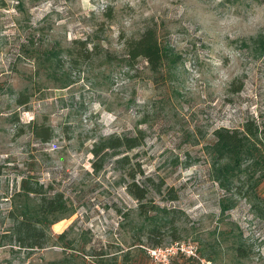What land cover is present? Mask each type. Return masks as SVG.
<instances>
[{
	"label": "rangeland",
	"instance_id": "1",
	"mask_svg": "<svg viewBox=\"0 0 264 264\" xmlns=\"http://www.w3.org/2000/svg\"><path fill=\"white\" fill-rule=\"evenodd\" d=\"M4 1L0 264L63 258L56 237L69 229L77 263L264 264V157L241 173L243 195L220 185L210 153L217 129L264 122V52L250 40L264 35V0ZM149 27L168 55L158 70L126 54V39ZM75 39L89 56L67 54ZM52 49L58 58L47 61ZM139 129L141 146L95 155L96 144ZM23 178L63 193L74 211L47 226L54 239L45 248L6 234L11 210L26 201L17 195ZM152 205L170 213L145 220Z\"/></svg>",
	"mask_w": 264,
	"mask_h": 264
},
{
	"label": "trees",
	"instance_id": "2",
	"mask_svg": "<svg viewBox=\"0 0 264 264\" xmlns=\"http://www.w3.org/2000/svg\"><path fill=\"white\" fill-rule=\"evenodd\" d=\"M233 1L237 2L239 0ZM0 4L4 6L5 1L0 0ZM250 40L262 54L264 52V35L260 34L250 37ZM73 43L74 47L67 50L69 56H76L77 58L89 56L90 51L86 46L87 42L85 40L75 39ZM78 43L84 44V48L81 47V51L75 52L73 49L76 48ZM125 47L128 59L131 62L143 57L149 62L153 70H158L168 56L159 41L157 31L150 27L140 37L126 39ZM47 54V61L58 58L56 49L50 50ZM67 80L64 79L62 84H67ZM17 101L22 105L28 103L29 99L22 93ZM35 132L37 135L40 134L38 130H35ZM215 135L216 141L210 146V153L215 155L214 169L217 180H219L220 185L226 191L235 190L237 194L246 195V193L242 192V188L240 189L237 185V182L241 180V173L245 171V168L250 171L255 169L264 157V122L260 125L247 121L243 129L219 128L215 131ZM39 136H43L44 140H48L50 137L48 135ZM144 139V131L140 129L135 135L110 136L106 141L96 144L94 153L98 156L104 148L113 150H120L121 148L134 149L141 146ZM127 160H129V155H123L117 159L121 163L127 162ZM245 162L249 163L243 169ZM93 165L96 169L101 167L98 161ZM133 185L136 184L134 183ZM131 192H135V190L131 189ZM146 194L147 190L142 187L140 193L137 194V198L144 200ZM17 195L25 197L26 201L19 210L18 208L11 210V217L14 219L13 230L6 234H10V241L17 242L21 248L30 250L45 248L54 239L53 235L48 233L47 226L74 214V211L69 207L68 199L63 193L56 192L50 195L38 181L33 182L29 178H23L21 191ZM171 198L173 200L177 198L174 189L171 191ZM222 206L223 210L232 207L231 204L228 205L226 203H223ZM141 207H144V203L141 204ZM151 211L156 213L152 214L150 213ZM160 212L165 216L164 218L170 213L167 208L160 209L155 205L143 209L141 213L144 214L145 220L150 219L156 222L158 218L156 214ZM69 232L70 229L65 230L56 237L57 241L62 242L61 246L65 250V256L58 260L49 261L48 264H85L84 262H75L76 258L73 253H69L68 250L72 249L68 238ZM57 243L54 245H58Z\"/></svg>",
	"mask_w": 264,
	"mask_h": 264
},
{
	"label": "crops",
	"instance_id": "3",
	"mask_svg": "<svg viewBox=\"0 0 264 264\" xmlns=\"http://www.w3.org/2000/svg\"><path fill=\"white\" fill-rule=\"evenodd\" d=\"M57 230V232H61V230H63V228L62 229H56Z\"/></svg>",
	"mask_w": 264,
	"mask_h": 264
}]
</instances>
